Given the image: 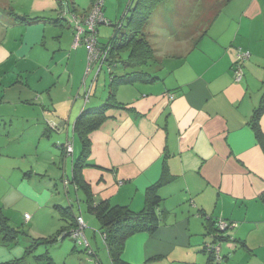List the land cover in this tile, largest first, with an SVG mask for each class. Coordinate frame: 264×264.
Listing matches in <instances>:
<instances>
[{
    "label": "crops",
    "instance_id": "crops-1",
    "mask_svg": "<svg viewBox=\"0 0 264 264\" xmlns=\"http://www.w3.org/2000/svg\"><path fill=\"white\" fill-rule=\"evenodd\" d=\"M90 7L88 0H47L40 6L60 12L56 20L59 34L55 36L59 43L54 50L59 57L29 58V67L36 68L25 82L20 78L28 93L20 100L28 111L25 129L38 136V147L60 148L63 170L58 166L57 171L62 174L51 177H63L67 214L73 215L72 223H66L62 232L75 226L76 216L83 215L86 220L85 207L91 215L86 226L95 227L90 206L102 200L142 210L147 189L162 179L157 188L162 197L160 226L153 234L130 236L121 253L124 261L219 264L203 246L214 238L216 219L226 218L234 226L231 238L217 239L222 264H264V113L259 120L261 139L251 122L264 95V0L161 1L143 29L157 61L151 70L159 78L149 84L117 86L107 71L101 86L91 81L93 72L85 78L88 49L84 43H76L71 17L86 15ZM129 16L128 11L125 25ZM19 24L8 16L0 18V28ZM159 24L162 27L154 29ZM56 26L47 21L44 30ZM38 30V26L29 29L23 47L26 52L29 45L45 43V36L40 41ZM161 35L170 39V63L159 55ZM237 48L251 53L244 62L241 81H235L232 70ZM40 63H46L45 67ZM53 63L55 73L47 68ZM123 72L116 70L117 75ZM114 87L118 104L109 108L108 118L90 133L87 166L76 178L77 136L81 142L77 119L87 108L104 104ZM86 91H90L88 98ZM53 132L56 135L52 138ZM67 143L71 144L70 152ZM70 243L58 245L66 249L65 256L57 257L50 251L37 254L38 249L26 246L22 253L0 257V264H87L88 257L83 253L75 257L77 247ZM95 244L97 250L91 244L90 252L87 248L90 263H109L108 249L103 244L100 248L97 241Z\"/></svg>",
    "mask_w": 264,
    "mask_h": 264
},
{
    "label": "rangeland",
    "instance_id": "rangeland-1",
    "mask_svg": "<svg viewBox=\"0 0 264 264\" xmlns=\"http://www.w3.org/2000/svg\"><path fill=\"white\" fill-rule=\"evenodd\" d=\"M46 1L0 0V18L6 16L13 18V12L16 11L19 15H23L27 21L29 20L28 23L25 21L16 26L0 28V222L6 218L9 225L7 229L2 230L3 226L0 223V257L6 258L22 253L26 246L34 251L38 249L37 254L42 251H50L52 255L61 257L66 255V249L60 248L59 243L65 242L66 245H71L70 242L72 241L74 246L77 247L74 252L75 257L78 253H83L85 257H88L87 264H94L93 261L90 263L89 258L91 259V256L85 246L79 245L78 239L69 234L63 236L65 233L62 232V228L66 223H72L73 215L67 214L69 205L66 200L63 177L59 180L51 177L54 174L60 177L62 174L57 171L58 166L60 170H63V161L59 157L60 148L55 146L52 147L54 150H47L44 145L38 147V136L30 132V129H25L28 123L25 120L28 111H24L25 107L20 102L21 99L28 96L24 89V83L20 82V78L25 82L26 77L33 74L32 70L36 68V65H30L29 67L28 59L43 60L47 55L49 57L55 55L51 60L59 57V53L54 50L59 43L55 36L59 34L60 24L56 20L60 17V12L41 9L40 6ZM60 1L65 2L67 0ZM88 1L92 5V0ZM137 1L134 0L133 2L136 3ZM186 1L183 0V2ZM129 2L130 0H105V19L116 25L124 17ZM71 18L74 19V14ZM38 19H41V23H31ZM47 21L57 25L56 28L52 27L49 31H45L44 27ZM125 21L126 19H124ZM37 26L38 32L41 34L40 41L41 38L43 39L42 36H45V43L40 47L29 45L31 48L29 52H26L23 47L27 43L28 31ZM155 27L154 29H157L162 25L159 24ZM98 30L100 40L106 42L115 33L116 29L113 25L106 23L99 24ZM157 34L161 33L157 32ZM71 36H74V33ZM170 36L172 40L173 35ZM158 41L157 48L162 49L159 55L168 59L170 53L167 50L171 49L168 46L170 39L165 35H161ZM32 43L33 41L30 42V44ZM15 51L18 53L15 54ZM122 58L126 59L127 53H122ZM170 62V59L166 61V63ZM39 65L44 68L46 63H40ZM47 68L55 73L56 63L49 65ZM106 69L107 66L102 67L99 72L100 76L96 83L100 86L104 82ZM92 72L94 76L96 70H92L89 75ZM41 124L44 125V122L41 121ZM42 132L43 130L39 133ZM55 135V132H53L52 138ZM77 143L79 148L75 158H78L82 151V144L78 136ZM52 146L54 145L52 144ZM61 155H63L62 152ZM44 170H48V173H45ZM84 211L86 214L85 221H87V217H91V215L87 213L86 207ZM25 215H29V217L26 218ZM31 217L32 219L29 221ZM25 220L28 222L26 223ZM94 220L95 227L87 224L85 234L93 249L97 250L96 241L99 243L100 248L103 247V244L107 249L106 241H104L99 230L100 223L95 217ZM29 223L33 225L29 226ZM12 231L17 233L16 238L13 240L5 239V233L10 234ZM110 257L108 255L109 263L113 264ZM237 260L238 258L234 261ZM76 264H79V262L77 261Z\"/></svg>",
    "mask_w": 264,
    "mask_h": 264
},
{
    "label": "trees",
    "instance_id": "trees-1",
    "mask_svg": "<svg viewBox=\"0 0 264 264\" xmlns=\"http://www.w3.org/2000/svg\"><path fill=\"white\" fill-rule=\"evenodd\" d=\"M133 1L134 0H130L132 4L129 3L130 5L128 4L127 6L130 16L128 17L126 25L123 24L122 27L117 28L118 25L113 24L116 29L115 33H113L106 42L101 41L98 36L100 51L104 53L105 50H108V55L104 64L107 66L106 71L115 86L134 83L149 84L159 78L156 72L151 70L157 61L154 57V49L145 37L143 29L153 10L163 0H138L136 3ZM13 19L18 22L27 21L25 17L15 12H13ZM124 52L127 53L126 59L122 58V53ZM118 69H123L124 72L117 75L116 70ZM99 75L100 73L92 77L91 81H93L94 84L98 81ZM90 88L86 90H90ZM112 90L109 99L104 104L97 108H87L77 119L76 128L81 138L82 151L75 163L74 173L76 178H80L82 168L87 166V160L91 152L90 133L99 128L105 119L108 118L107 111L109 108L115 107L118 104L115 100V87ZM171 95L174 96V94ZM263 113L264 95L251 121L260 139L262 138V133L259 128V120ZM163 182L164 180L162 181L161 179L154 186L147 189L145 207L140 211H135L127 205H114L108 200H102L90 206L91 213L100 223L99 230L104 241H106L107 249L111 255L113 264H130L121 258L124 244L130 236L139 232L153 234L159 228L161 222L159 206L162 197L157 193V188ZM78 216L83 217V215ZM78 216L75 218V228L77 227ZM223 219L233 222L226 218ZM218 221L219 219H216L214 232L212 233L214 234V238L212 241L208 242H215L218 238V235H216L219 231ZM0 223L3 226L2 230L9 227L6 218L2 219ZM75 228L63 232L71 235V231ZM16 235L17 233L12 231L10 234L5 233L4 237L5 239L8 238L9 240H13L16 238ZM204 248L205 243L203 249ZM205 253L207 252L205 251ZM207 254L212 261H216L214 253ZM223 259L224 257H222L218 263L222 264Z\"/></svg>",
    "mask_w": 264,
    "mask_h": 264
},
{
    "label": "built area",
    "instance_id": "built-area-1",
    "mask_svg": "<svg viewBox=\"0 0 264 264\" xmlns=\"http://www.w3.org/2000/svg\"><path fill=\"white\" fill-rule=\"evenodd\" d=\"M104 2L105 0H92V5L88 11V13L84 16H78L74 14V25H75V41L77 44L84 43L87 46L88 49V60H87V69H86V77L89 75V73L96 68V74H99V72L102 69V66L105 65V59L108 55V50H105L103 53L100 51L99 43H98V36H99V30L98 25L99 24H111L109 21L105 19L103 8H104ZM128 13V10L126 9V12L124 14V17L122 20L116 25H118L117 28H120L124 24V18L126 17ZM251 56V53L249 50H243L241 48L236 49V58L232 66L233 75L235 81H241L245 75V68H244V62ZM90 91H86V97L88 98ZM174 96L170 95V98L172 99ZM54 127V126H53ZM66 150L70 152L72 150L71 144H66ZM26 218L29 217V215H25ZM219 224V231L216 235L219 236H227L231 238L232 229L234 226L233 222L227 221L223 218H219L218 221ZM86 222L82 216L77 217V227L71 231V235L78 239V243L81 246H85V248H89L90 244L85 236V228H86ZM205 251L209 254L214 253V257L216 261H220L222 258L221 255V247L220 243L216 240L215 242H207L205 243ZM88 250V249H87ZM91 249L89 248V252ZM92 253V252H91ZM94 260V259H93ZM95 264H98L97 261L94 260Z\"/></svg>",
    "mask_w": 264,
    "mask_h": 264
}]
</instances>
